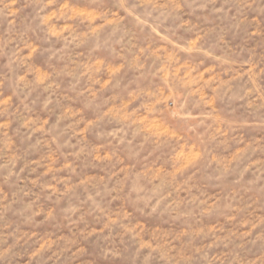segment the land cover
Wrapping results in <instances>:
<instances>
[{"label": "rangeland", "instance_id": "374dc122", "mask_svg": "<svg viewBox=\"0 0 264 264\" xmlns=\"http://www.w3.org/2000/svg\"><path fill=\"white\" fill-rule=\"evenodd\" d=\"M0 264H264V0H0Z\"/></svg>", "mask_w": 264, "mask_h": 264}]
</instances>
